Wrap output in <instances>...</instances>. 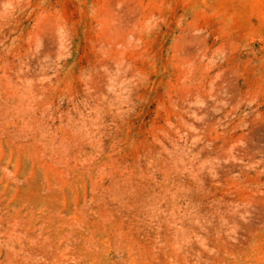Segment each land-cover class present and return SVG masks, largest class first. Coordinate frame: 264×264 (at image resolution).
Segmentation results:
<instances>
[{
  "label": "rangeland",
  "instance_id": "rangeland-1",
  "mask_svg": "<svg viewBox=\"0 0 264 264\" xmlns=\"http://www.w3.org/2000/svg\"><path fill=\"white\" fill-rule=\"evenodd\" d=\"M0 264H264V0H0Z\"/></svg>",
  "mask_w": 264,
  "mask_h": 264
}]
</instances>
